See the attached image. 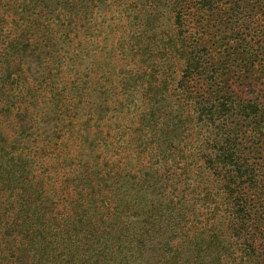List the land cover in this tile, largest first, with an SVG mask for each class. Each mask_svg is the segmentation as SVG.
<instances>
[{"label": "trees", "instance_id": "1", "mask_svg": "<svg viewBox=\"0 0 264 264\" xmlns=\"http://www.w3.org/2000/svg\"><path fill=\"white\" fill-rule=\"evenodd\" d=\"M264 0H0V264H264Z\"/></svg>", "mask_w": 264, "mask_h": 264}, {"label": "rangeland", "instance_id": "2", "mask_svg": "<svg viewBox=\"0 0 264 264\" xmlns=\"http://www.w3.org/2000/svg\"><path fill=\"white\" fill-rule=\"evenodd\" d=\"M260 142L262 143L261 146L264 147V139H262Z\"/></svg>", "mask_w": 264, "mask_h": 264}]
</instances>
